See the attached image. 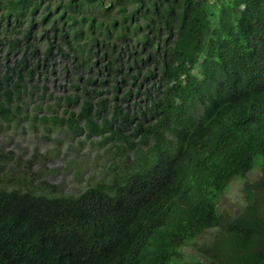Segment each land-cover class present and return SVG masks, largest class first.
Returning a JSON list of instances; mask_svg holds the SVG:
<instances>
[{"label": "trees", "instance_id": "1", "mask_svg": "<svg viewBox=\"0 0 264 264\" xmlns=\"http://www.w3.org/2000/svg\"><path fill=\"white\" fill-rule=\"evenodd\" d=\"M58 67V123L107 147V175L67 195L0 171V264H178L212 229L196 264H264V0H0V120Z\"/></svg>", "mask_w": 264, "mask_h": 264}, {"label": "rangeland", "instance_id": "2", "mask_svg": "<svg viewBox=\"0 0 264 264\" xmlns=\"http://www.w3.org/2000/svg\"><path fill=\"white\" fill-rule=\"evenodd\" d=\"M54 72L56 75L47 72V76L39 80L45 86V96L39 98V91L26 94L22 98L26 106L20 115L8 124L0 120V155L5 161H0V171L7 174L6 185L9 180L24 177L37 183L45 181L55 186L54 191L58 193L77 195L105 178L109 155L98 138L86 140L59 125L60 117H64V105L55 103V98L73 90L61 77L59 67ZM44 118L48 120L42 121ZM259 160L256 158V162ZM262 170L257 166L244 179H236L228 186L218 203L225 219H234L245 212L246 185L257 184ZM219 238L222 236L218 229L204 232L183 248L178 264H196L203 258L198 249L210 247Z\"/></svg>", "mask_w": 264, "mask_h": 264}, {"label": "bare ground", "instance_id": "3", "mask_svg": "<svg viewBox=\"0 0 264 264\" xmlns=\"http://www.w3.org/2000/svg\"><path fill=\"white\" fill-rule=\"evenodd\" d=\"M100 8V7H99ZM238 173V172H237ZM233 211V210H232Z\"/></svg>", "mask_w": 264, "mask_h": 264}]
</instances>
